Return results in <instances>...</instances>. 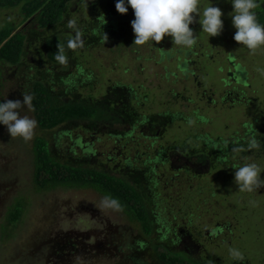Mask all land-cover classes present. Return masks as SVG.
I'll list each match as a JSON object with an SVG mask.
<instances>
[{
	"label": "rangeland",
	"instance_id": "obj_1",
	"mask_svg": "<svg viewBox=\"0 0 264 264\" xmlns=\"http://www.w3.org/2000/svg\"><path fill=\"white\" fill-rule=\"evenodd\" d=\"M96 1L78 0L72 15L44 35L74 31L70 19L83 30L103 16L122 20L125 30L117 23L109 43L90 46L59 66L47 61L43 41L33 44L21 67L0 63V100H22V93H31L33 81L40 78L51 81L56 91L65 90L64 99L73 91L100 97L110 85L124 84L133 88L134 106L142 114L170 115L171 120L165 127L147 124L149 136L139 127L124 135L113 134L118 128L108 125L91 130L66 123L42 129L37 121L28 140L11 136L0 123V264H161L154 256L158 243L199 264H264V185L241 189L232 166L254 161L264 178L262 152L250 146L229 150L254 139L251 128L257 127L254 119L263 111L258 98H264V44L250 50L234 40L231 0H199L201 13L210 2L222 9L223 27L209 35L199 13H191L192 46L174 44L171 34L137 44L131 5L116 18L106 14L114 9V0H98V8ZM9 20L22 21L18 7H0V28ZM45 72L52 78L41 74ZM72 78L81 80L77 90ZM18 111L37 120L27 105ZM153 132H163L154 143ZM38 137L48 140L62 161L117 174L135 165L136 158L142 164L148 161L158 180L150 195L152 234L146 235L120 209L101 207L104 195L93 188L36 190L33 145ZM213 145L226 148L229 155L218 160L187 155L194 149L211 152L207 148ZM19 195L29 201L13 230L2 223ZM233 248L242 259L230 254Z\"/></svg>",
	"mask_w": 264,
	"mask_h": 264
},
{
	"label": "trees",
	"instance_id": "obj_2",
	"mask_svg": "<svg viewBox=\"0 0 264 264\" xmlns=\"http://www.w3.org/2000/svg\"><path fill=\"white\" fill-rule=\"evenodd\" d=\"M77 1L0 0V7H18L22 17L20 23L9 20L8 23L0 28V63L21 67L32 45L43 41V45L46 47L47 61L52 64H58L59 66L63 63L55 59L59 51L58 45L63 48L66 60H68L75 54L82 53V51H85L90 46L94 47L102 42L109 43L110 35L115 31L117 23L121 26L120 30H125L122 20L120 23V21L118 22L114 18L105 19V16H103L104 19L102 17L94 19L91 22L93 24L83 30L74 26L75 30L72 32L67 31L63 32L62 35L46 37L44 35L45 31L59 23H64L66 21L65 19L72 15L73 5L75 3L77 4ZM96 4V8H98L100 4L98 0ZM113 6L114 9H110L106 14L113 13L117 15L116 18L118 16L120 17L121 14L124 15L115 8V2L111 4V7ZM261 21L264 22V19ZM75 24L77 25L76 22ZM77 31L79 32L77 46L75 48L68 47L67 41L69 39H75ZM119 33L121 32L119 31ZM42 54V50L37 51V55H40V57ZM77 61L78 59L75 62ZM56 71L58 70H48L47 73ZM47 73L41 74L49 75ZM49 76L52 78L51 75ZM71 81L74 83L72 86L77 90V84L81 80L74 78ZM32 84L30 90L32 94L31 103L34 106L32 109L42 129H53L66 123L83 124L86 129L91 130H98L101 126L105 127V125H108L107 128L109 126L118 128L117 130L113 128V134L127 135L139 127L140 131L147 136L149 134L147 131L148 125L152 127L158 124L159 126L165 127V124L171 120L170 115L158 113L142 114L139 108L134 106L136 105L134 101L137 99V96H135L133 88L124 84L110 85L107 92L100 97H94L92 95L83 96V94L73 91L71 93L72 97L69 99H64L66 94L64 92L65 90L56 91L51 81L44 78L35 80ZM253 128L251 130L256 132L255 126ZM112 132L110 131V134ZM162 133L150 134L151 138H153L152 143ZM216 142H220V139ZM250 143L242 141L236 146L230 145L229 150L249 146ZM208 148L207 150H211V152L197 149H194L195 151L190 150L191 153L184 149L183 152H187V155L196 154L202 159H211L210 157L214 156L216 160L218 158L225 159L227 157L226 155H229V153L224 151L226 148L223 149L217 145ZM158 149H160L159 153L165 150L161 146ZM33 153V183L36 190H51L57 187H89L95 189L102 195L110 194L118 198L122 205L119 209L129 220L139 223L146 235L149 236L152 234L154 226L150 212V195L153 190L152 187H155L156 181L158 180L154 176L155 169L148 161L142 164L138 162L139 158H136V164L134 162L135 165L132 164L122 169V174H117L104 168L84 166L81 163L73 164L62 161L55 153L53 146L44 137L36 138L33 145ZM159 153L156 155L159 156ZM198 169L194 168L192 170L193 172L196 170L199 172ZM28 201V198L23 195L14 198L8 209L5 218L6 222L2 223L6 228L15 230V226L18 225ZM154 256L157 258L155 262H160L161 264H199L193 259L172 251L163 243L154 245Z\"/></svg>",
	"mask_w": 264,
	"mask_h": 264
},
{
	"label": "clouds",
	"instance_id": "obj_3",
	"mask_svg": "<svg viewBox=\"0 0 264 264\" xmlns=\"http://www.w3.org/2000/svg\"><path fill=\"white\" fill-rule=\"evenodd\" d=\"M199 0H115V8L125 13L128 5L134 10V19L130 21L132 30L135 33L134 42L137 44L146 41H161L165 34H171L174 44L192 46L195 40L193 29L189 26L193 21L191 13H199V22L202 30L209 35L218 34L223 27L222 9L210 2L203 8L201 13L198 7ZM232 24L235 27L233 38L242 42L248 49L254 50L264 44V24L257 19L254 9L257 0H231ZM69 27H74V21L69 20ZM79 41L77 31L75 39L67 41L68 47L75 48ZM55 59L61 63L66 62V55L61 46H57ZM164 53V48H161ZM261 71V69H257ZM23 99L0 100V123L7 126L11 136H21L25 140L33 136V130L37 124L34 117L21 115L18 111L22 105L30 109L32 105V94L22 93ZM189 119V123H191ZM256 141H251L250 146H256ZM235 168L234 181L241 189L252 190V188L264 185V178L260 176L261 168L256 162L244 163L240 166L232 165ZM101 207L108 206L121 208L118 198L105 194L101 198ZM230 254L235 259H242L243 254L239 249H230Z\"/></svg>",
	"mask_w": 264,
	"mask_h": 264
},
{
	"label": "flooded vegetation",
	"instance_id": "obj_4",
	"mask_svg": "<svg viewBox=\"0 0 264 264\" xmlns=\"http://www.w3.org/2000/svg\"><path fill=\"white\" fill-rule=\"evenodd\" d=\"M254 11L256 12L258 21L264 24V22L261 21L264 19V0H257V6L254 9ZM230 58H231L232 63H235L234 57L231 56ZM229 91L227 92V94L231 93V90ZM258 100H259L260 106L263 108V111L259 112L256 116V119H254L257 127H256V133L254 131L252 132L253 137H254L253 140H255L257 143H256V146H250V145L249 146L251 147L250 149H253V148L255 149L259 147L260 151L262 152L261 156H262V161L264 163V98L263 97L258 98ZM251 129H254L253 126Z\"/></svg>",
	"mask_w": 264,
	"mask_h": 264
}]
</instances>
